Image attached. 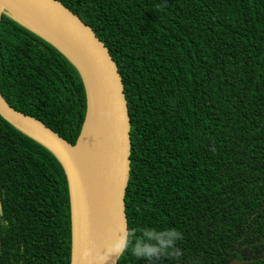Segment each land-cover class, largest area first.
Returning <instances> with one entry per match:
<instances>
[{
    "label": "trees",
    "instance_id": "1",
    "mask_svg": "<svg viewBox=\"0 0 264 264\" xmlns=\"http://www.w3.org/2000/svg\"><path fill=\"white\" fill-rule=\"evenodd\" d=\"M108 49L130 120L132 241L175 228L180 255L117 264H264V0H58ZM0 94L74 146L78 70L6 11ZM153 242H155L153 240ZM64 170L0 116V264H70Z\"/></svg>",
    "mask_w": 264,
    "mask_h": 264
},
{
    "label": "water",
    "instance_id": "2",
    "mask_svg": "<svg viewBox=\"0 0 264 264\" xmlns=\"http://www.w3.org/2000/svg\"><path fill=\"white\" fill-rule=\"evenodd\" d=\"M6 2L22 4L36 16L39 24L16 20L56 48L78 70L86 90L87 105L88 88L79 62L96 83L107 128L106 157L104 173L100 174L90 199L69 157L67 147L72 145L41 121L10 106L1 94L0 116L49 150L64 170L70 199V264H117L122 252L112 249L122 245L128 236L124 196L130 171V120L117 65L95 32L62 2L0 0V19L3 11L11 15L12 10ZM56 35L63 44H68L78 59L68 53V48L62 47Z\"/></svg>",
    "mask_w": 264,
    "mask_h": 264
},
{
    "label": "bare ground",
    "instance_id": "3",
    "mask_svg": "<svg viewBox=\"0 0 264 264\" xmlns=\"http://www.w3.org/2000/svg\"><path fill=\"white\" fill-rule=\"evenodd\" d=\"M5 4L12 10L11 15L15 19L26 24H37L39 22L36 20V16L24 5L14 2H6ZM56 36L61 44H63L60 37ZM62 47L68 48V53L78 59L75 52L67 43L63 44ZM79 63L88 88L87 117L76 145L67 147V151L84 186L86 197L90 199L101 178L99 177L100 174L104 173L107 128L104 109L100 102L96 83L84 65L81 62ZM87 120H89L88 123ZM30 133L40 138L31 131Z\"/></svg>",
    "mask_w": 264,
    "mask_h": 264
},
{
    "label": "clouds",
    "instance_id": "4",
    "mask_svg": "<svg viewBox=\"0 0 264 264\" xmlns=\"http://www.w3.org/2000/svg\"><path fill=\"white\" fill-rule=\"evenodd\" d=\"M143 235L150 237L147 243L142 238H138L133 242L131 238L134 236V232H130L123 244L114 247L112 251H116L117 248L121 252L126 251L131 244V251L138 257L151 259L152 257H159L165 254L180 255L179 249L174 245L181 238V233L175 228H168L162 231H146L143 232Z\"/></svg>",
    "mask_w": 264,
    "mask_h": 264
},
{
    "label": "rangeland",
    "instance_id": "5",
    "mask_svg": "<svg viewBox=\"0 0 264 264\" xmlns=\"http://www.w3.org/2000/svg\"><path fill=\"white\" fill-rule=\"evenodd\" d=\"M89 122V120H87V123Z\"/></svg>",
    "mask_w": 264,
    "mask_h": 264
}]
</instances>
